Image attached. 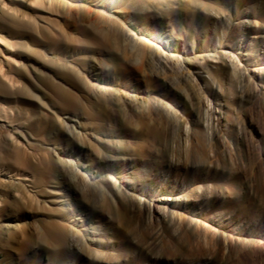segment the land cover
<instances>
[{
  "label": "rangeland",
  "instance_id": "374dc122",
  "mask_svg": "<svg viewBox=\"0 0 264 264\" xmlns=\"http://www.w3.org/2000/svg\"><path fill=\"white\" fill-rule=\"evenodd\" d=\"M0 62V264H264V0H0Z\"/></svg>",
  "mask_w": 264,
  "mask_h": 264
},
{
  "label": "bare ground",
  "instance_id": "6f19581e",
  "mask_svg": "<svg viewBox=\"0 0 264 264\" xmlns=\"http://www.w3.org/2000/svg\"><path fill=\"white\" fill-rule=\"evenodd\" d=\"M121 2V1H120ZM125 9V11H124V14L126 15V16H128L129 14H135V12H137L136 11V8L135 7H132V8H124ZM123 9V10H124ZM16 11V10H15ZM7 60V59H6ZM1 61H2V59H1ZM9 61V60H8ZM2 63H3V61H2ZM1 62H0V87H2V88H6V89H9V90H13V88H14V82H13V80H12V77H10L8 74H7V72L4 70V68H3V66H1V64H2ZM18 85V84H17ZM18 87V86H17ZM16 89H18V88H16ZM19 95V94H18ZM21 96V95H20ZM217 109L218 108H216V110H214V113L215 112H217ZM217 116V115H216ZM215 116V114L213 115V117H212V119H214V120H217V117ZM211 120V119H210ZM212 126H214V125H212ZM215 130H216V128H215ZM28 141V140H27ZM18 142V141H17ZM15 145V144H14ZM15 147V146H14ZM21 147V146H20ZM17 148H19V147H17ZM26 179L28 178L27 176L25 177ZM24 178V179H25Z\"/></svg>",
  "mask_w": 264,
  "mask_h": 264
}]
</instances>
